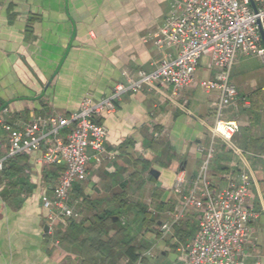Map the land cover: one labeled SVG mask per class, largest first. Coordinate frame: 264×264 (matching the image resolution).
<instances>
[{
    "label": "crops",
    "instance_id": "obj_1",
    "mask_svg": "<svg viewBox=\"0 0 264 264\" xmlns=\"http://www.w3.org/2000/svg\"><path fill=\"white\" fill-rule=\"evenodd\" d=\"M174 2L0 0V155L13 128L38 116L75 113L85 97L99 100L138 70L151 71L161 52L150 36L164 24ZM260 61L264 67V58ZM244 63L240 56L234 67L237 80L231 79L238 100L225 119L237 121L232 141L246 154L240 157L217 142L209 179L217 190L240 171L250 173L246 206L256 215L243 261L264 264V72L248 78ZM207 76L206 70H198V79ZM204 93L197 81L180 99L147 90L125 94L113 113L100 118L109 131L107 154L100 163L90 162L86 180L73 185L79 217L57 216L52 228L42 186L55 182L62 167L41 164L42 151L18 157L13 168L21 169L18 176L25 185L15 184L5 172L0 175V264H108L110 256L117 259L127 249L141 253L132 241L134 231L101 218L123 217L126 193L132 188L145 191L152 182L151 200L171 220L178 205L173 192L178 172H185L189 190L203 161L194 145H208L215 121L218 93ZM252 97L262 99L256 107L249 102ZM151 167L160 170L159 179L148 176ZM199 216L198 210L188 208L177 223L185 244L195 235ZM95 227L100 231L93 233ZM145 235V241H155L154 259L146 256L134 264L178 262L174 240L164 243L159 229Z\"/></svg>",
    "mask_w": 264,
    "mask_h": 264
},
{
    "label": "built area",
    "instance_id": "obj_2",
    "mask_svg": "<svg viewBox=\"0 0 264 264\" xmlns=\"http://www.w3.org/2000/svg\"><path fill=\"white\" fill-rule=\"evenodd\" d=\"M261 29L264 32V0H175L164 24L150 36L161 52L151 71L138 70L99 100L85 97L75 113L38 116L13 128L7 149L0 155V174L11 160L42 151L41 164L62 167L55 182L42 186L41 200L51 228L57 216L78 218L71 196L73 185L86 180L90 162L100 163L107 154L109 131L100 121L102 115L113 113L127 93L147 90L163 98L180 99L183 91L198 81L203 92L218 93L215 122L208 145L198 144L203 161L189 190L185 172H178L173 186L178 205L172 219L161 223L159 233L161 237L170 235L185 210L195 208L200 212L197 231L187 244L178 247L176 264H244V249L252 238L251 221L256 215L246 206L250 173L240 171L217 190L209 175L218 140L240 157L246 154L232 141L239 130L237 121L227 120L225 115L238 100L231 79L238 58H264ZM200 68L209 76L198 79ZM243 102L247 106L245 99ZM146 256H153L151 250L141 253V258ZM254 264L262 263L256 260Z\"/></svg>",
    "mask_w": 264,
    "mask_h": 264
},
{
    "label": "rangeland",
    "instance_id": "obj_3",
    "mask_svg": "<svg viewBox=\"0 0 264 264\" xmlns=\"http://www.w3.org/2000/svg\"><path fill=\"white\" fill-rule=\"evenodd\" d=\"M245 58H248V59H246V60H248V64H247ZM243 62L246 63V65L244 63V66H243V67H246V68H244L243 75L244 76L246 75L248 78L256 77L257 75L260 74V72H264V67H263L259 57H244L243 58V56H242V63ZM234 78L237 80V78L234 76V69H233L232 79H234ZM252 98H254V97H252ZM248 99H249V102H251V104H252L251 106H255V107L257 106L259 101L262 100V99H255V98L254 99L248 98ZM244 105H243V107H245ZM218 142L224 144V146H227L222 140H218ZM152 188H153V184H152V182H150V187L148 189L145 188L146 189L145 191L141 190L138 192L135 190L136 188L135 189L132 188V190H133L132 192L126 193L127 196L124 199L125 214L122 217V220L125 223V225H123V226L125 227L126 231H128V228L130 231H134L133 232L134 236L132 237L133 238L132 241H133L136 249H139V248H140V250L142 249L141 253H146L149 250H151V252L153 253V256H155V252L153 249V245H154L155 241H152V243L145 241L144 240L145 236H146L145 234L147 232H153L155 234L156 231H158V230L155 231L153 229V221H160V220H164V219L170 220V218H169V216L163 215L162 209L158 208V205L155 202L154 203L152 202V200H151V198L153 196ZM144 210H146V212H147L146 215L144 214ZM173 211H174V208H173ZM182 222L183 221L180 220L178 223L181 224ZM175 225L173 226V228L171 230V234L167 235L165 238H163V241H164V243L168 244L169 242L174 240L177 247H179L181 245H185V241L183 242V238L185 236H184V233L182 232V230H179L180 225L177 224V227L174 228ZM181 228L182 227H180V229ZM172 235H174V236H172ZM156 238L158 240L160 239V237H158V236H156ZM174 253H175L174 251H171L172 257H174ZM153 256L152 257L150 256V257L154 259ZM122 257L128 258L127 259L128 261H126ZM130 262H131V259L127 255H123V256H119L117 259L115 258V256L110 257L108 264H129Z\"/></svg>",
    "mask_w": 264,
    "mask_h": 264
},
{
    "label": "trees",
    "instance_id": "obj_4",
    "mask_svg": "<svg viewBox=\"0 0 264 264\" xmlns=\"http://www.w3.org/2000/svg\"><path fill=\"white\" fill-rule=\"evenodd\" d=\"M16 159H18V158H16ZM16 159H13V160H11L8 164H7V166H6V168L4 169V171L1 173V174H3L4 172H5V174L7 175V176H10L11 177V175L16 179V181H15V184H18V185H25V182L23 181V179L21 178V177H19L18 175H19V173L21 172V169L20 168H13V163H14V161L16 160ZM146 167H148V166H146ZM0 174V175H1ZM151 178H152V176H151ZM110 213V212H109ZM146 210H144V214L146 215ZM122 215L123 214H120V213H118V214H116V217H118L119 219L117 220V221H115L114 222V216L112 215V216H107V215H105L104 217H102L101 218V220H106V221H108V223H109V225L110 226H113V224H116V223H119L121 226H123L122 224H121V217H122ZM160 228V226H159V224L157 223V221H153V229L154 230H158ZM124 229H125V227H124ZM98 230V232L100 231V229L98 228V227H95L94 228V230H93V233L94 232H96ZM124 252V251H123ZM128 254H126L130 259H131V264H134L139 258H141V253H135L134 251H133V249H127V251H126ZM124 254V253H123ZM110 257H112V256H110ZM109 257V258H110ZM119 257V256H118ZM117 257V258H118ZM107 260H108V258H107ZM105 263H107V261H105Z\"/></svg>",
    "mask_w": 264,
    "mask_h": 264
},
{
    "label": "water",
    "instance_id": "obj_5",
    "mask_svg": "<svg viewBox=\"0 0 264 264\" xmlns=\"http://www.w3.org/2000/svg\"><path fill=\"white\" fill-rule=\"evenodd\" d=\"M253 6H254V3L252 2ZM255 7V6H254ZM256 11V9H255ZM261 36H262V40H263V44H264V32L263 30L261 29ZM2 110V109H1ZM0 110V111H1ZM195 149L197 150V147H198V144H195L194 145ZM198 151V150H197ZM200 153V152H199ZM201 154V153H200ZM185 158H183V161H184ZM184 163V162H183ZM181 169L183 170L184 169V166L181 167ZM148 176H153L154 178L156 179H159L160 177V170H158L156 167H151L148 171ZM119 219L118 217H115L114 220H117ZM160 224V223H159ZM49 230V227L46 226V231Z\"/></svg>",
    "mask_w": 264,
    "mask_h": 264
},
{
    "label": "flooded vegetation",
    "instance_id": "obj_6",
    "mask_svg": "<svg viewBox=\"0 0 264 264\" xmlns=\"http://www.w3.org/2000/svg\"><path fill=\"white\" fill-rule=\"evenodd\" d=\"M160 221H157V223H159ZM161 225V224H160Z\"/></svg>",
    "mask_w": 264,
    "mask_h": 264
}]
</instances>
